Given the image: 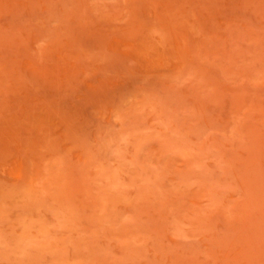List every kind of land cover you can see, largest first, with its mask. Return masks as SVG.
<instances>
[{
  "label": "rangeland",
  "instance_id": "rangeland-1",
  "mask_svg": "<svg viewBox=\"0 0 264 264\" xmlns=\"http://www.w3.org/2000/svg\"><path fill=\"white\" fill-rule=\"evenodd\" d=\"M0 264H264V0H0Z\"/></svg>",
  "mask_w": 264,
  "mask_h": 264
}]
</instances>
